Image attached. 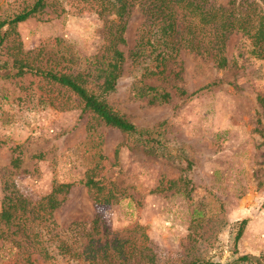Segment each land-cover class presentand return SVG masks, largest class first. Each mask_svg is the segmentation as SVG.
I'll use <instances>...</instances> for the list:
<instances>
[{"label":"rangeland","instance_id":"374dc122","mask_svg":"<svg viewBox=\"0 0 264 264\" xmlns=\"http://www.w3.org/2000/svg\"><path fill=\"white\" fill-rule=\"evenodd\" d=\"M31 2L0 0V19ZM50 2L14 29H2L1 57L25 56L64 70L85 67L103 53L116 15L101 12L97 0ZM145 21L133 6L127 43L120 45L125 70L106 97L142 134L98 121L74 95L60 108L67 93L37 75L0 79V210L6 191L38 200L53 186L72 183L53 211L56 235L45 242L51 251L59 245L53 256L45 258L27 233L12 227L0 237V264L264 257V59L251 55L243 33L234 32L227 40V68L182 49L177 63H167L174 71L181 63V78L143 77L131 55ZM148 85L158 89L147 91ZM164 89L172 93L167 101ZM89 176L115 197L97 200L98 188L85 184Z\"/></svg>","mask_w":264,"mask_h":264},{"label":"trees","instance_id":"16d2710c","mask_svg":"<svg viewBox=\"0 0 264 264\" xmlns=\"http://www.w3.org/2000/svg\"><path fill=\"white\" fill-rule=\"evenodd\" d=\"M264 2V0L262 1ZM259 0H229L227 5L215 0H97L101 12L114 13L116 16L107 26V43L103 53L85 67L58 69L53 66L33 63L25 56L4 59L0 55V79L21 77L28 73L37 75L56 86L61 99L60 108L69 106V96L74 95L77 105H82L85 112H90L98 121L120 129L123 132L142 134L145 132L133 122L125 112L114 107L107 94L116 89L125 70L127 56L120 47L127 43L126 30L132 7L137 5L146 15V21L140 29L138 39L132 50V60L143 70V77L158 76L166 81L174 74L181 78L182 65L174 71L167 68V63H177L182 49L213 57L220 68L230 66L226 54L227 40L234 32H241L246 38L244 45L254 57L264 59V8ZM50 0H32L11 14L0 19V45L6 40L2 33L5 26H15L29 17L44 12L50 6ZM1 53V52H0ZM84 66V65H83ZM179 94L187 91L175 85ZM155 85L146 86L147 91L157 90ZM172 93L164 89L163 100L170 99ZM264 104V95L261 97ZM74 100V101H75ZM150 140V139H149ZM2 141L0 140V145ZM85 184L98 188L96 198L115 197L104 193V187L93 176L87 177ZM72 183H59L48 194L38 200H30L18 191H6L0 210V237L8 235L12 227L14 232L22 231L31 237L35 249L45 258H51L53 251L45 242L50 241L56 222L53 211L63 199L59 194L67 192ZM107 200V199H106ZM109 200V199H108ZM244 222V221H243ZM239 236V235H238ZM53 243V242H52ZM58 254V251H56ZM29 260V259H28ZM264 264V257L253 254H240L232 262L193 259L181 264Z\"/></svg>","mask_w":264,"mask_h":264}]
</instances>
